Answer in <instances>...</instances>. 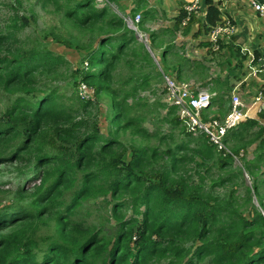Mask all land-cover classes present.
Here are the masks:
<instances>
[{
	"label": "trees",
	"instance_id": "trees-1",
	"mask_svg": "<svg viewBox=\"0 0 264 264\" xmlns=\"http://www.w3.org/2000/svg\"><path fill=\"white\" fill-rule=\"evenodd\" d=\"M65 1L68 19L81 28L94 25L98 32V42L88 54L93 69L82 72L81 82L94 86L97 93L115 94L111 85L115 64L130 52L148 60L149 52L144 45L141 51L131 49L134 32L122 16L109 13L110 8L94 7L95 0ZM206 2L211 26H203L209 32L221 17L212 0ZM186 14L181 7L177 26ZM119 29V34H113ZM158 36L153 33V40ZM62 61L48 50L26 49L15 31L0 29V177L4 165L29 166L20 173L14 191L3 189L10 183L0 178V193L11 198L0 203V264H151L165 260L168 264H264V216L260 213L249 219L231 212L226 205L213 203L200 186L191 185V176L182 175L188 174V161H196L187 152L193 150L188 142L165 150L143 148L128 162L123 160L126 147L116 152L118 144L122 145L117 136L127 130L152 136L141 118L127 115L130 91L123 89V96L119 93L112 99L105 136L98 124L87 131L83 121H73L57 87H38V69L47 66L53 72ZM135 62L128 60L131 65ZM217 98L224 100L221 93ZM90 105L80 103L85 110ZM259 124L249 118L227 140ZM210 146L203 149L205 158L213 157ZM220 163L228 165L225 158ZM261 182L255 185L257 191ZM31 192L32 201H26ZM123 193L135 195L133 216L128 219L123 211L129 204ZM101 197L106 205L112 204L110 215L96 211L92 218V208L83 212L85 202ZM111 217L115 225L109 224ZM109 227L112 232L107 231Z\"/></svg>",
	"mask_w": 264,
	"mask_h": 264
},
{
	"label": "rangeland",
	"instance_id": "rangeland-1",
	"mask_svg": "<svg viewBox=\"0 0 264 264\" xmlns=\"http://www.w3.org/2000/svg\"><path fill=\"white\" fill-rule=\"evenodd\" d=\"M64 1L0 0V29L15 31L26 49L48 50L53 55L63 58L56 71L49 72L47 66H41L38 69L37 72L40 76L38 87L41 89L57 87L63 103L71 110L73 121H83L81 124L87 131H93L98 124L99 130L105 136L109 134L112 99L119 93L123 96V89L130 91L127 98L129 104L127 115L128 117L134 115L141 118V122L152 133V136L142 137L133 134L130 130L119 134L117 137L122 145L118 144L116 152L121 151L123 146L126 147L123 158L125 162H128L134 153L143 148L157 147L160 150H165L176 148L178 143L188 142L189 146L193 148L192 151H187L188 154L194 155L196 161L202 163L198 164L196 161L190 160L186 164L185 169H188V174L182 172V175L184 177L191 176L188 178L191 185L200 186L201 192L209 195V199L213 203L224 204L231 212H239L249 219L260 213L264 216V125L260 123L249 128L246 132L243 131L241 135H233L229 140L227 138V151L225 152L217 151L205 136L196 137L187 131L181 123L182 121H179L176 111L171 109L166 80L171 78L179 83H189L204 88L205 84L201 81L203 75L200 74L198 64L195 71L184 68V63L187 61L183 50L184 40L180 38L181 40L178 39L173 43L175 32L165 29L162 21L166 13L159 10L157 17L153 15V12L144 15L145 5L138 0H95L94 7L98 9L110 8L109 13H116L125 19L126 27L135 34L136 41L132 44L131 49L141 51L144 45L149 52L148 60H144L140 56L135 58L132 52L130 55L128 53L124 55L112 70L111 85L117 92L115 94L97 93L94 86L88 87L80 79L84 70L93 69L90 67L88 54L92 51L96 39V44L98 42L97 28L94 25L81 28L75 24L74 20L68 19L65 15L66 6L63 5L66 3ZM143 2L145 3V1ZM59 3L61 8L58 7ZM138 16L141 17L139 22L136 21ZM144 17L146 21L143 23ZM193 18L187 24L181 23V28L186 30ZM149 21L151 22L149 23ZM161 25L164 27L163 29ZM119 31L121 29L112 32L115 34ZM153 33L159 34L155 40L152 37ZM208 42L210 44L209 37ZM223 43L216 52L212 50L210 44V50L213 53H220L225 46ZM165 55L166 57H164ZM130 59L136 62L131 65L128 63ZM215 65L213 64L212 67L213 76L218 71V67ZM248 69L250 77H257L252 73L250 64ZM143 79L146 81L144 82ZM212 83L209 93L213 95L212 99L215 98L214 106L208 109L210 104L204 110L205 118H216L226 114L232 102L229 93H226L227 96H224L223 101H218L217 96L222 90L220 87L218 88L217 83ZM84 85L89 90L87 93L82 89ZM213 90H215V94H213ZM5 100L6 98L3 97L2 105ZM80 103H90L91 105L85 110L81 108ZM206 143L209 146L211 144L210 148L213 151L211 158H205L203 149L209 148ZM223 158L228 161L226 167L220 163ZM23 169L28 170L29 166L18 168L15 164L4 165L0 178L9 181L10 184L9 188L3 189L14 191ZM260 179L262 182L257 191L255 185L257 182L259 183ZM125 194L123 193V197L127 198L123 200L128 202L129 206L124 209L123 213L128 219L133 216L131 200L133 201L135 195L131 197ZM32 195L33 192L29 193L26 201H32ZM8 197L9 195L0 193V203L11 200ZM106 199L112 200L111 196ZM102 206L104 207L101 209ZM90 208L94 212L92 218H96V211L104 215L106 212L108 215L112 213V204L106 205V200L103 197L93 202H85L82 210L86 212ZM142 217V215L138 216L140 219ZM110 221V225L117 223L112 217ZM107 231L112 232L113 229L111 230L109 227ZM151 264H168V261L152 262Z\"/></svg>",
	"mask_w": 264,
	"mask_h": 264
},
{
	"label": "crops",
	"instance_id": "crops-1",
	"mask_svg": "<svg viewBox=\"0 0 264 264\" xmlns=\"http://www.w3.org/2000/svg\"><path fill=\"white\" fill-rule=\"evenodd\" d=\"M138 1L145 5L143 11L150 9L155 16L159 10L166 13L162 21L164 27H166L165 29L175 32L176 36L173 43L178 39L181 40L180 38L184 40V56L187 57L184 68L195 71L198 64L200 74L203 75L201 81L209 92L210 85L215 82L218 88H221L223 98L227 96L226 93H229L231 98L238 94L245 103L247 102L248 106L252 105L254 94L259 89L264 88V71L258 73L257 77L248 75L249 64L252 62L254 66L260 65L264 56V16H261L250 6L248 0H212V4L220 12V21L224 18H231L237 25L236 33L230 40L224 41L225 46L220 53H213L210 50L208 32L203 26L205 24L211 26L207 21L209 5L206 0H203V10L200 16L196 18L188 31L181 28L182 24L180 26L176 25V18L181 7H184L189 0ZM164 27L161 25L162 29ZM213 64L218 67L215 76L212 74ZM215 93V90H213V94ZM251 118L263 123L262 117L254 109L251 110Z\"/></svg>",
	"mask_w": 264,
	"mask_h": 264
},
{
	"label": "built area",
	"instance_id": "built-area-1",
	"mask_svg": "<svg viewBox=\"0 0 264 264\" xmlns=\"http://www.w3.org/2000/svg\"><path fill=\"white\" fill-rule=\"evenodd\" d=\"M236 1V0H225ZM261 16H264V0H248ZM203 0H189L184 6L187 12L182 24H187L193 17L200 16L203 10ZM140 16L136 18L139 22ZM237 25L231 18H224L218 22L208 32L209 41L213 51H218L221 44L230 40L236 33ZM261 64L254 66L250 63L253 74L264 71V56ZM167 92L170 106L176 108V113L182 124L193 136H205L209 142L219 152L227 151L226 139L232 131L236 129L242 122L251 118V110L254 109L260 116L264 114V88L259 89L253 98L252 105L248 106L239 97L238 94L232 96L229 111L216 118H205L204 110L209 107L212 101V95L209 91L201 86H193L189 83H179L171 78H167ZM85 93L89 90L86 85L82 88ZM264 125V117H262Z\"/></svg>",
	"mask_w": 264,
	"mask_h": 264
}]
</instances>
